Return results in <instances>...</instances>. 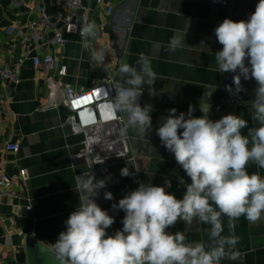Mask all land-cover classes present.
<instances>
[{
    "label": "crops",
    "instance_id": "1",
    "mask_svg": "<svg viewBox=\"0 0 264 264\" xmlns=\"http://www.w3.org/2000/svg\"><path fill=\"white\" fill-rule=\"evenodd\" d=\"M109 1L115 6L110 14L97 7L95 0H85L92 21L103 24L98 27L97 38H89V47L85 48L79 33L65 30L68 43L62 46L53 43L48 32L33 37L27 27L39 17L40 9L52 12L62 6V0H0V64L21 61L18 84L0 79V174L12 177L18 192V198L0 202V264H28L26 237L35 238L54 252L53 243L66 229L69 214L87 199L88 193L82 189L79 193L76 188L91 174L97 179L111 176L107 187L94 197L102 209L115 217L108 230L110 235L122 229L125 215L112 205L138 187V182L163 186L168 178L172 186L167 191L182 198L184 183H191L190 178L156 135L169 109L176 108L179 115L187 113L192 105L197 117L205 115L216 120L232 113L247 120L249 127L258 126L252 120L253 109L235 102L225 91V73L218 71L214 55L222 48L214 28L225 18L233 20L236 0ZM15 2L23 6L16 8ZM176 33L185 35V43L170 52L168 43ZM94 47L111 49L105 65L91 62ZM48 54L57 58L54 65L32 63L33 57ZM141 54L150 57L158 77L152 87L144 86L139 101L141 106L153 108V127L147 139L156 151H149L145 139L134 130L122 131L126 123L123 119L103 129L90 125L82 128L96 121L115 120L107 103L92 111H78L84 103L106 99L104 80L127 87L125 78L118 73L119 65L123 62L139 69ZM67 86L88 88L92 95L76 102V111L72 110L66 104ZM114 126L120 134L115 135ZM243 131L247 133V129ZM88 137L93 149L89 153ZM9 142L19 144L20 150H8ZM126 166L131 172L137 168L139 173L122 177L120 170ZM248 171L264 176V169L255 165H250ZM105 191L113 194V200L104 199ZM29 205L31 210L26 208ZM223 220V235L232 234L227 218ZM209 228L194 222L186 232L188 242L207 246ZM184 229L181 221L168 231ZM234 234L239 237L233 250L235 258L226 257L221 264H264V215L254 223L240 217Z\"/></svg>",
    "mask_w": 264,
    "mask_h": 264
},
{
    "label": "clouds",
    "instance_id": "2",
    "mask_svg": "<svg viewBox=\"0 0 264 264\" xmlns=\"http://www.w3.org/2000/svg\"><path fill=\"white\" fill-rule=\"evenodd\" d=\"M75 29L73 26L69 32ZM79 35L88 48L89 38L98 36V25L84 23ZM214 35L222 46L214 53L218 71L234 74L225 91L236 97L247 91L242 79L256 83L251 108L258 126L249 127L247 120L232 113L216 120L197 117L192 105L179 115L176 108L169 109L156 135L190 178L191 183H184L183 197L178 199L167 191L172 186L168 178L163 186L138 182V187L112 205L125 215L122 229L110 235L115 217L94 197L107 187L111 176L85 177L76 190L88 193L87 199L69 214L66 229L53 243L55 264H221L226 257L235 258L233 250L239 242L235 222L243 216L254 223L264 215V176L248 171L250 165L264 169V0H258L245 20L225 18L214 28ZM184 43L185 35L176 33L169 40L168 51L175 52ZM110 52L109 47L92 48L91 62L105 65ZM137 64L139 69L121 62L118 73L127 87L118 84L114 95L113 89L105 90L104 95L113 119L126 121L122 131L134 130L145 139L149 151H156L147 139L153 127V108L141 106L139 101L144 86L152 87L158 77L150 57L141 54ZM137 173V168L131 172L127 166L120 170L122 177ZM104 199L113 200V194L105 191ZM224 217L230 235H223ZM181 221L184 230L168 231ZM194 222L210 226L207 246L188 242L186 232Z\"/></svg>",
    "mask_w": 264,
    "mask_h": 264
},
{
    "label": "built area",
    "instance_id": "3",
    "mask_svg": "<svg viewBox=\"0 0 264 264\" xmlns=\"http://www.w3.org/2000/svg\"><path fill=\"white\" fill-rule=\"evenodd\" d=\"M96 6L103 9L106 13L110 14L113 12L115 6L109 0H95ZM23 6L22 2H15L16 8H21ZM90 16V7L85 4V0H62V6L50 12L46 9L39 10V17L37 19L31 20L27 27L31 30L33 37L41 35L42 32H48L52 35L53 43L65 46L68 43V39L64 35V31H70L73 29V26H76V29L72 31L73 33H79V26H82L86 22H91ZM103 27V24H99L98 27ZM57 62V58L53 54H48L44 57H33L32 63L37 65H54ZM21 61L15 64L3 63L0 64V79L5 81L7 84H18L20 82V64ZM104 85L107 89H113L116 85L110 80H104ZM112 94H115V90H112ZM66 95V104L72 110L76 111L75 103L84 101L88 96L92 95L91 90L88 88H75L73 86H67L65 88ZM107 98L96 100L92 103H84L79 107L78 111H92L97 109L99 106L106 105ZM1 105V98H0ZM77 116V113H76ZM108 121H96L95 123H88L82 128H88L90 126H99L100 129L105 128L108 124H115V121H120L121 119ZM90 125V126H89ZM108 125V126H109ZM116 125V124H115ZM78 127H81L79 125ZM117 129V134H120L121 131L117 126H114ZM103 138V137H102ZM8 150L18 152L20 150V145L17 143L9 142L6 144ZM86 149L89 152H92L91 148V138L88 137L86 141ZM21 176L25 179L27 176L23 171ZM5 198H18V192L15 188V183L12 177L0 174V202ZM28 210H31V206L26 207ZM16 251V248L15 250Z\"/></svg>",
    "mask_w": 264,
    "mask_h": 264
},
{
    "label": "water",
    "instance_id": "4",
    "mask_svg": "<svg viewBox=\"0 0 264 264\" xmlns=\"http://www.w3.org/2000/svg\"><path fill=\"white\" fill-rule=\"evenodd\" d=\"M258 0H236L233 20H245L255 11ZM233 73H225L224 85L232 84ZM243 86L247 89L246 92H241L234 97L235 102L246 103L251 107V101L254 99V89L256 83L254 80L243 81ZM78 116V115H77ZM24 248L27 254L28 264H55V253L47 248L44 244L33 237H26Z\"/></svg>",
    "mask_w": 264,
    "mask_h": 264
}]
</instances>
